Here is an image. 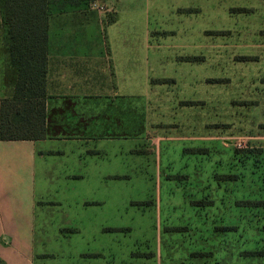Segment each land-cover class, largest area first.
I'll return each instance as SVG.
<instances>
[{"label": "rangeland", "instance_id": "rangeland-1", "mask_svg": "<svg viewBox=\"0 0 264 264\" xmlns=\"http://www.w3.org/2000/svg\"><path fill=\"white\" fill-rule=\"evenodd\" d=\"M142 2L133 104L39 202L35 264H264V0Z\"/></svg>", "mask_w": 264, "mask_h": 264}, {"label": "crops", "instance_id": "crops-1", "mask_svg": "<svg viewBox=\"0 0 264 264\" xmlns=\"http://www.w3.org/2000/svg\"><path fill=\"white\" fill-rule=\"evenodd\" d=\"M136 1L135 8L133 0L50 4L46 136L0 140V259L4 264H35L37 233L45 222V207L40 210L39 202H46L54 180L85 178L71 170H84L85 156H95L90 143L95 147L120 135L112 134L110 127L123 124V105L133 104V71L146 64L133 51V16L146 10L141 8L142 0ZM95 2L106 10L97 9ZM5 34L0 10V107L1 99L12 92L5 83L9 67Z\"/></svg>", "mask_w": 264, "mask_h": 264}, {"label": "trees", "instance_id": "trees-1", "mask_svg": "<svg viewBox=\"0 0 264 264\" xmlns=\"http://www.w3.org/2000/svg\"><path fill=\"white\" fill-rule=\"evenodd\" d=\"M51 3L52 0H0L9 57L5 83L12 86V92L1 99L0 140H40L46 136ZM0 264H4L1 259Z\"/></svg>", "mask_w": 264, "mask_h": 264}, {"label": "built area", "instance_id": "built-area-1", "mask_svg": "<svg viewBox=\"0 0 264 264\" xmlns=\"http://www.w3.org/2000/svg\"><path fill=\"white\" fill-rule=\"evenodd\" d=\"M95 7H97V9L101 10V11H105L106 7L102 4H99L98 2H95Z\"/></svg>", "mask_w": 264, "mask_h": 264}]
</instances>
